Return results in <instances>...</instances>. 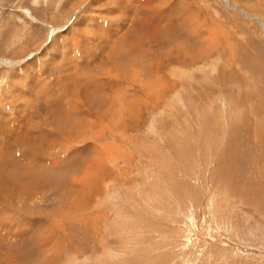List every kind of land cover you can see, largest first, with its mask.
I'll return each mask as SVG.
<instances>
[{
    "label": "rangeland",
    "instance_id": "1",
    "mask_svg": "<svg viewBox=\"0 0 264 264\" xmlns=\"http://www.w3.org/2000/svg\"><path fill=\"white\" fill-rule=\"evenodd\" d=\"M263 27L264 0H0V264H264Z\"/></svg>",
    "mask_w": 264,
    "mask_h": 264
},
{
    "label": "bare ground",
    "instance_id": "2",
    "mask_svg": "<svg viewBox=\"0 0 264 264\" xmlns=\"http://www.w3.org/2000/svg\"><path fill=\"white\" fill-rule=\"evenodd\" d=\"M189 21V20H188ZM137 25V24H136ZM177 25V24H176ZM167 26V25H166ZM215 26V25H214ZM164 28V27H163ZM162 28V29H163ZM165 28H168V27H165ZM264 28V27H263ZM152 29V28H151ZM169 30H170V28H168ZM155 30V29H154ZM209 31H211V29H208ZM219 30V29H218ZM133 31H134V29H133ZM151 31V30H150ZM213 31V30H212ZM155 32V31H154ZM163 32H164V30H163ZM134 33H136V32H134ZM152 33V32H151ZM158 33H160V32H158ZM208 33H210V32H208ZM156 35H158L157 33H155ZM162 34V33H161ZM213 34V33H212ZM225 34V33H224ZM135 35V34H134ZM154 35V34H153ZM153 35H151L152 36V38H153ZM156 35H154L155 37H156ZM163 35H164V33H163ZM162 35V36H163ZM161 36V35H160ZM161 36V37H162ZM127 38L125 39V40H123V42H122V45L124 46V45H126L127 46V44H129V38H128V36H126ZM137 37V36H136ZM161 37H159V39H161ZM151 38V39H152ZM170 38V37H169ZM157 39H158V37L157 38H154L153 40H156L157 41ZM162 39H163V37H162ZM132 40V39H131ZM153 40H151V41H153ZM164 40V39H163ZM167 40V39H166ZM166 40H164V42H166L165 44H167V41ZM173 40V39H172ZM196 40V39H195ZM177 41V40H176ZM132 42H133V40H132ZM134 42L136 43V41L134 40ZM159 42H160V40H159ZM162 42V41H161ZM175 42V41H174ZM196 43V42H195ZM120 44V43H119ZM137 44V43H136ZM163 42H162V46H163ZM194 44V43H193ZM226 44V43H225ZM121 45V46H122ZM134 45V44H133ZM160 45V44H159ZM120 46V47H121ZM129 46V45H128ZM161 46V47H162ZM227 46V45H226ZM119 47V46H118ZM138 47V46H137ZM164 47V46H163ZM166 48L168 47V46H165ZM188 47V46H187ZM129 48V47H128ZM260 49H261V51L260 52H257V53H253V51H251V50H246L244 53H242L241 55H242V59H240L241 60V63H244L245 61L246 62H248V61H251V62H254L255 63V65H256V70L257 71H260V73H263L264 72V60L262 59V58H264V50H263V48L262 47H260ZM187 51V50H186ZM202 51V50H201ZM233 52V51H232ZM147 53V52H146ZM189 54V53H188ZM154 55V54H153ZM196 55L194 56H191L190 57V60L189 61H191V63L193 62V61H196ZM181 58V57H180ZM241 58V57H240ZM135 59V58H134ZM239 59V58H238ZM238 61V60H237ZM244 61V62H243ZM182 62V61H181ZM194 63V62H193ZM185 64V63H184ZM247 67V66H246ZM139 72V71H138ZM232 72H229V73H227L228 74V78H230L229 76H231V77H234L233 75H234V73L233 74H231ZM156 78V77H155ZM218 79V78H217ZM220 79V78H219ZM235 79H229V82L230 81H234ZM238 80V79H237ZM236 80V81H237ZM80 90V89H79ZM112 91V90H111ZM103 94V93H102ZM110 95V94H109ZM240 98H241V100L242 101H244V99H243V97H241V96H239ZM240 99H237V103H238V106L240 107V101H239ZM121 106H123V105H121ZM253 108V107H252ZM243 110V109H242ZM252 111L250 112V115H252L253 117L252 118H254V115H259V114H261L262 113V110H261V108L260 107H256V106H254V109H251ZM107 112V111H106ZM241 113V112H240ZM248 113V112H247ZM246 113V114H247ZM263 114V113H262ZM251 117V116H250ZM249 117V118H250ZM248 117H247V115L245 116V119L244 120H246L247 121V119H249ZM254 121V120H253ZM259 121H261V120H258V122ZM256 122H257V120H256ZM255 122V123H256ZM248 123V122H247ZM262 123V122H261ZM246 124V123H245ZM260 124V123H259ZM259 124H256V125H259ZM244 125V124H243ZM261 125H263V124H261ZM240 127H241V125H240ZM260 127V126H259ZM243 128V127H242ZM235 132H237V131H235ZM236 135V134H235ZM236 138V137H235ZM231 143V142H230ZM230 154V153H229ZM227 156V155H226ZM4 158V157H3ZM6 158V157H5ZM10 160V159H9ZM12 160V159H11ZM14 160V159H13ZM12 160V161H13ZM8 161V160H7ZM16 161H17V159H16ZM11 162V161H10ZM14 162V161H13ZM0 163H1V161H0ZM2 163H3V161H2ZM14 163H16V162H14ZM225 173H226V171H225ZM224 174V173H223ZM230 174V173H229ZM29 176V175H28ZM228 176V175H227ZM221 177H219L218 179H220ZM242 177H240V179H241ZM236 179H238V178H236ZM246 180V179H245ZM2 180H0V182H1ZM239 182H240V180H238ZM237 181V182H238ZM247 181V180H246ZM245 181V182H246ZM2 183H4L5 184V182H3L2 181ZM264 183V182H263ZM13 184V183H12ZM221 184V183H220ZM243 185V184H242ZM250 185V184H249ZM231 186V185H230ZM228 187V188H231L232 187V189L234 190V191H237L238 193L240 192L241 194H244V197L246 198V199H248V200H251V201H253V202H258L257 201V197H249L250 195H248V197H247V194L246 193H244L240 188H239V185L238 186H236V187H233V185L231 186V187ZM242 187V186H241ZM247 188V187H246ZM233 190H232V192H233ZM241 190V191H240ZM229 191H231V190H229ZM249 191V190H248ZM235 193V192H234ZM236 195V194H235ZM239 195V194H238ZM240 197H241V195H240ZM262 197V196H261ZM242 198V197H241ZM259 202H260V200H259ZM261 203V202H260ZM256 205V204H255Z\"/></svg>",
    "mask_w": 264,
    "mask_h": 264
}]
</instances>
